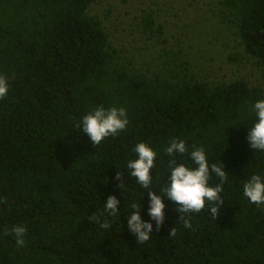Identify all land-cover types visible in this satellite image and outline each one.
<instances>
[{
  "label": "trees",
  "instance_id": "16d2710c",
  "mask_svg": "<svg viewBox=\"0 0 264 264\" xmlns=\"http://www.w3.org/2000/svg\"><path fill=\"white\" fill-rule=\"evenodd\" d=\"M95 2L0 0V75L9 82L0 99V264H264V206L243 195L244 182L264 173V153L247 140L251 105L264 99V0H216L215 15L234 26L261 71L218 82L198 78L186 61L139 63L89 12ZM140 18L143 32L162 36L151 11ZM98 105L125 107L129 125L95 146L79 122ZM174 137L223 164L225 202L217 218L206 206L185 227L164 197L163 226L139 242L126 215L141 203L147 220L148 195L127 162L136 143H150L152 190L162 191ZM108 195L121 200L117 215L104 212ZM18 224L27 229L23 246L12 233Z\"/></svg>",
  "mask_w": 264,
  "mask_h": 264
},
{
  "label": "clouds",
  "instance_id": "9594fccd",
  "mask_svg": "<svg viewBox=\"0 0 264 264\" xmlns=\"http://www.w3.org/2000/svg\"><path fill=\"white\" fill-rule=\"evenodd\" d=\"M9 93L8 79L0 75V99ZM255 120L248 128L247 140L250 149L264 153V99H257L250 109ZM129 125V116L125 107H105L98 105L79 122L82 131L90 142L98 146L106 138L116 136ZM235 126V125H234ZM133 159L128 160L127 169L135 178L137 184L145 189L148 195L147 216H142L143 205L134 203L133 209L126 215L127 228L139 242L148 241L155 229L163 226L166 218L167 207L164 197L177 206L181 220L185 227H190L187 216L199 213L207 206L212 216L216 217L222 210L224 200L221 194L224 191L223 182L228 173L222 163H210L208 153L203 146H191L184 139L171 138L165 148L166 154L171 158L168 163V178L162 191L152 190L153 176L151 170L155 167L157 151L148 142H138L132 150ZM218 177L220 182L213 184V177ZM121 175L117 174V179ZM123 191L124 181L120 184ZM121 191V192H122ZM143 194V196H144ZM121 195V193H120ZM243 195L249 203L264 206V173L251 175L243 185ZM121 200L116 195H108L104 201V212L108 215H117L120 211ZM102 228L108 229L110 224L104 222ZM27 229L23 225H14L12 233L17 246H23Z\"/></svg>",
  "mask_w": 264,
  "mask_h": 264
},
{
  "label": "rangeland",
  "instance_id": "374dc122",
  "mask_svg": "<svg viewBox=\"0 0 264 264\" xmlns=\"http://www.w3.org/2000/svg\"><path fill=\"white\" fill-rule=\"evenodd\" d=\"M143 11L154 14L162 36L142 31ZM215 11L216 0H96L89 9L102 19L112 43L141 64L186 61L207 81L256 80L260 69L243 51L234 26L220 21Z\"/></svg>",
  "mask_w": 264,
  "mask_h": 264
}]
</instances>
